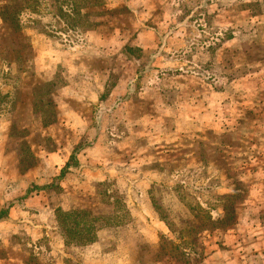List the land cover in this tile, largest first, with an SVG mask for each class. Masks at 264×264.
I'll return each instance as SVG.
<instances>
[{
  "label": "rangeland",
  "instance_id": "rangeland-1",
  "mask_svg": "<svg viewBox=\"0 0 264 264\" xmlns=\"http://www.w3.org/2000/svg\"><path fill=\"white\" fill-rule=\"evenodd\" d=\"M0 264H264V0H0Z\"/></svg>",
  "mask_w": 264,
  "mask_h": 264
},
{
  "label": "trees",
  "instance_id": "trees-1",
  "mask_svg": "<svg viewBox=\"0 0 264 264\" xmlns=\"http://www.w3.org/2000/svg\"><path fill=\"white\" fill-rule=\"evenodd\" d=\"M76 214H80V213H76ZM76 214H75V215H76ZM61 216L63 217L64 215H61ZM62 217H61V218H62ZM68 217H70V216H68ZM65 219H67V218L64 217V218H63V221H65ZM67 220H68V219H67ZM67 223H70V221L68 220ZM63 224H64V222H63ZM87 224H88V225H91L92 222H91V221H87V222H86V221L83 220V225H87Z\"/></svg>",
  "mask_w": 264,
  "mask_h": 264
}]
</instances>
